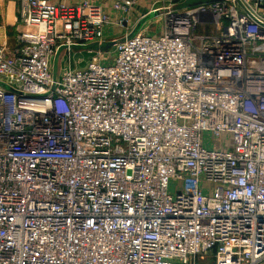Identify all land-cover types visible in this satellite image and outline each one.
I'll list each match as a JSON object with an SVG mask.
<instances>
[{
    "label": "built area",
    "instance_id": "obj_1",
    "mask_svg": "<svg viewBox=\"0 0 264 264\" xmlns=\"http://www.w3.org/2000/svg\"><path fill=\"white\" fill-rule=\"evenodd\" d=\"M139 1L17 0L0 264H264V0Z\"/></svg>",
    "mask_w": 264,
    "mask_h": 264
},
{
    "label": "crops",
    "instance_id": "obj_2",
    "mask_svg": "<svg viewBox=\"0 0 264 264\" xmlns=\"http://www.w3.org/2000/svg\"><path fill=\"white\" fill-rule=\"evenodd\" d=\"M50 4L72 6L78 3V0H45ZM175 5L176 7H187L195 5V0H140L137 9L134 10L135 16H144L153 7L160 8L167 5ZM0 44H6L12 47L15 43V36L23 27L18 23L17 17V0H0ZM141 28V26L139 27ZM138 28V30H139ZM105 39H113L119 30L116 28H107L105 31Z\"/></svg>",
    "mask_w": 264,
    "mask_h": 264
},
{
    "label": "rangeland",
    "instance_id": "obj_3",
    "mask_svg": "<svg viewBox=\"0 0 264 264\" xmlns=\"http://www.w3.org/2000/svg\"><path fill=\"white\" fill-rule=\"evenodd\" d=\"M153 8H156V7H153ZM156 22H158V19H156V18L154 20H152V21H148V19H144V20H141V21H137L136 20L133 23H131L129 26H131L134 29V33H141V32L142 33H147L149 31L148 33L155 34V33H159V30L156 27L157 26ZM161 24H163V22H161ZM140 26H142V27L139 28ZM138 28H139V30H138ZM104 41H105V43H110L109 39H104ZM105 43H103V45ZM89 48H93L94 49L95 46H90V47H88V49ZM102 49H107V48L105 47V48H102ZM61 54H62V52L58 53L57 56L55 57L56 58L54 60L55 72H57V70L59 69L60 66H64L65 65L66 59L63 60ZM109 57H110V63H112L113 59H114V55L112 54ZM89 58H90V55H88L87 53L79 52L78 50H75V53H71L70 54V60L69 61L73 62V65H75V68H82L85 65V63L87 62V59H89Z\"/></svg>",
    "mask_w": 264,
    "mask_h": 264
},
{
    "label": "water",
    "instance_id": "obj_4",
    "mask_svg": "<svg viewBox=\"0 0 264 264\" xmlns=\"http://www.w3.org/2000/svg\"><path fill=\"white\" fill-rule=\"evenodd\" d=\"M198 3H210V2H217V1H222V0H195ZM108 46H110L109 44L108 45H104L102 48H107Z\"/></svg>",
    "mask_w": 264,
    "mask_h": 264
}]
</instances>
